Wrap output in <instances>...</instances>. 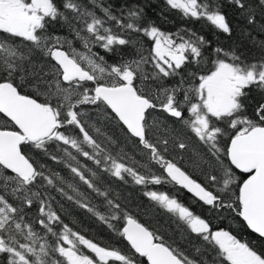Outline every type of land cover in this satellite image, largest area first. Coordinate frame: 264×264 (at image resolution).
<instances>
[{
	"label": "snow or ice",
	"instance_id": "6c2138e0",
	"mask_svg": "<svg viewBox=\"0 0 264 264\" xmlns=\"http://www.w3.org/2000/svg\"><path fill=\"white\" fill-rule=\"evenodd\" d=\"M88 3L91 8L83 0H0V254L5 264H201L109 199L108 192L95 182L98 172L69 149L120 181L127 182V176L136 185L174 183L213 210L235 213L242 227L255 234V240L238 238L225 228L213 229L209 220L165 192H144L212 247L215 257L210 264H264V97L250 103L252 89L264 93V58L247 62L234 50L216 47L215 58L208 61V67H201L205 62L203 48L210 43L203 36L190 30H183L187 36L180 31L166 33L154 24L145 25L141 23L144 10L136 4L122 6L116 15L102 0ZM228 3L247 12L248 23L254 22V9L248 0ZM166 4L184 17L205 19L231 35L219 0H166ZM258 6L264 10V0H258ZM97 8L102 16L97 15ZM61 21L87 53L73 47L71 40L49 32L53 23ZM109 22L120 31H113ZM128 32L142 33L153 41L148 56L138 50L139 59L108 64L103 56L92 53L97 44L114 51L115 46L133 43L126 36ZM17 40L23 48L17 46ZM36 51L48 58V71L43 66L37 70L32 63L30 57ZM148 63L154 69L150 75L143 70ZM169 77H179V84L161 87L156 95L147 94L136 83ZM24 84L34 90L32 94L21 90ZM83 105H93L118 121L148 150L150 160L163 174H141L102 147L82 119ZM157 108L181 122L206 150L207 161L199 152L194 153L193 161L196 168L202 162L211 168L204 173L206 183L165 156L168 139L153 143L148 138L149 118ZM70 128L78 134H69ZM95 131L100 133L99 128ZM53 145L76 162L66 164L70 172L105 198L109 215L84 202L87 197L74 184L67 187L75 196L58 187L56 182L63 183V177L55 172L46 174L45 166L38 167L29 154L33 149L41 150L58 161L49 151ZM175 146L188 148L182 140ZM37 184L55 187L107 224L127 242L128 253L101 246L73 230L42 193L34 190ZM34 203H38L39 215L25 222V206L30 209ZM120 220L119 227L111 223ZM35 224L44 235L36 231ZM54 224L61 226L59 231ZM49 234L55 238L52 244L46 239Z\"/></svg>",
	"mask_w": 264,
	"mask_h": 264
},
{
	"label": "trees",
	"instance_id": "16d2710c",
	"mask_svg": "<svg viewBox=\"0 0 264 264\" xmlns=\"http://www.w3.org/2000/svg\"><path fill=\"white\" fill-rule=\"evenodd\" d=\"M83 2L88 4L90 8L92 7V5L88 3V0H83ZM102 2L106 6L111 5L116 15H120L122 6L139 5V7L144 10L141 23L145 25L148 23L154 24L166 33L174 34L180 31L187 36L188 33L183 30H190L191 32H195L198 36H203L205 40L210 43L203 48L205 62L201 67L206 68L209 66L208 61L215 58L214 49L216 47H222L226 51L234 50L247 62H254L264 58V10L258 6V0H248V3H250L254 9L255 19L251 24L248 23L247 12H242V10L234 5L229 4L228 0H219L221 11L226 15L231 26V35L215 29L214 26L205 19L184 17L178 10L171 9L170 6L166 4V0H102ZM95 11L97 15H103L99 8L95 9ZM108 26H111L113 31H120L114 25V22H109ZM49 32L53 35L60 36L62 39L67 38L71 40L73 42V47L82 53H87V49L83 47L82 43L75 38V34L71 32L69 27L62 21L58 24L53 23L49 28ZM84 34L86 35V33ZM126 36L131 39L133 43L125 46H115L114 51H106L97 44L92 46V53L103 56L108 64H118L121 61L139 59V55L137 54L138 50H140L144 56L149 55L153 43L150 38L143 36L142 33L135 32H128ZM16 44L20 48L24 47L19 40L16 41ZM64 47L67 49V45ZM30 59L32 63L36 65L37 70H39L40 66H43L45 71L50 69L48 58L39 51L33 52ZM143 70L145 74L149 75L154 71L151 63L143 65ZM179 81V77H169L157 81L149 79L142 83L138 80L136 83L137 87H143L147 94L156 95L161 87L172 88L177 86ZM16 83H21L19 78L16 79ZM88 84L91 86V82H88ZM21 90L27 94H32L34 91L31 87L27 86V84L22 85ZM250 97V103L255 104L257 100L264 97V93L259 92L257 89H252ZM40 99H43V97H40ZM161 99H163L162 96ZM80 111L84 113L82 119L90 133L101 143L102 147H105L114 157L121 159L122 162L129 166L135 167L141 174H163L160 166L150 160L148 150L144 149L143 146L138 143L137 139L131 137L118 121L96 110L93 105H83L80 107ZM249 114H251V109H249ZM0 117H2L1 114ZM2 123L3 119H0V124ZM149 125L151 127L149 129L148 138L153 143H156L158 139H168V152L164 153L165 156L169 159L174 158L176 162L190 172L195 179L202 183H206L204 173L205 171H211V168L207 163L203 162L200 168H196L193 165V161L196 159L194 155L196 152H199L204 157L205 161L209 159V156L190 130L159 108L152 111V115L149 118ZM95 128H99L100 133H97ZM69 134L77 135L78 130L70 128ZM109 137L111 140L115 141V144L111 143ZM181 140L188 144L187 149L180 150L175 146ZM160 147L162 148L163 146L160 145ZM85 149L91 151L86 145ZM69 150L77 156L78 160L82 163H86L88 167L98 172V177L95 179V182L102 191L108 192L109 199H113L119 203L121 208L138 218L150 229L163 235L166 242L172 244L174 247L178 246L190 258L200 261L201 264H210L211 260L215 257L212 247L196 234H192L175 215L168 213L165 209L146 197L144 195L146 190L165 192L175 197L178 201L189 207L194 213L209 220L213 229L225 228L226 230H232L238 238L244 240L256 239L255 234L250 233V230L242 227L239 218L235 217V213L230 214L227 210H213L209 206L199 202L196 198L187 193L185 189H182L174 183H162L160 185L148 184L146 186L136 185L132 178L127 176V182L120 181L112 177L109 173L104 172L102 169L97 168L91 161H86L83 157L79 156L74 149ZM49 151L58 157V161L51 160L50 156L41 150L33 149L29 154L33 157L38 167L40 165L45 166L44 171L46 174L55 172L63 177V183L60 181L56 182L58 187H64L65 191L75 196L76 194L67 187L68 183L74 184L79 191L84 193L87 197L84 202L89 203L90 206L102 214L109 215V206L105 198L97 195L91 189H88L86 185H83L66 166L67 163L75 165L76 162L72 161L62 150H58L54 145L50 146ZM181 157H183V159H181ZM34 190L42 193L47 202L50 203L52 210L56 211L63 222L67 223L73 230L79 231L101 246L116 248L126 254L128 253L129 246L127 242L120 237L116 231L110 229L107 224L101 222L92 213L79 207V205L75 203V200H68L52 186L45 185L41 187L40 184H37ZM9 199L10 202L15 203L11 197H9ZM25 212V222L34 221L39 215L38 203H34L30 209L25 206ZM111 223L119 227L123 221H111ZM34 227L38 233L44 235V230L38 224H35ZM53 227L59 231L61 226L54 224ZM46 239L49 244H52L55 238L51 237L49 234ZM197 249H200L199 253L196 251ZM0 264H5L2 254H0ZM110 264H118V262H110Z\"/></svg>",
	"mask_w": 264,
	"mask_h": 264
},
{
	"label": "water",
	"instance_id": "95a60500",
	"mask_svg": "<svg viewBox=\"0 0 264 264\" xmlns=\"http://www.w3.org/2000/svg\"><path fill=\"white\" fill-rule=\"evenodd\" d=\"M2 115V114H1ZM136 139V138H135ZM186 190V189H185ZM186 192H187V190H186ZM187 193H189V192H187ZM191 196H193L191 193H189ZM195 198V197H194Z\"/></svg>",
	"mask_w": 264,
	"mask_h": 264
}]
</instances>
